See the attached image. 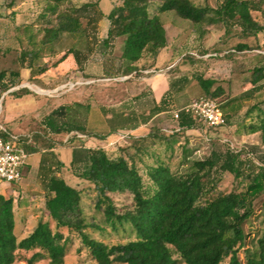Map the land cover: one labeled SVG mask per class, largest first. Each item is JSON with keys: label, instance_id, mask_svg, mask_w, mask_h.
I'll list each match as a JSON object with an SVG mask.
<instances>
[{"label": "trees", "instance_id": "obj_1", "mask_svg": "<svg viewBox=\"0 0 264 264\" xmlns=\"http://www.w3.org/2000/svg\"><path fill=\"white\" fill-rule=\"evenodd\" d=\"M18 1L12 0L13 3ZM263 4L264 0H220L217 6L212 7L197 6L191 0H158L152 10L151 0H122L106 15L109 28L100 41V52L106 56L115 39L123 38L120 53L125 64L123 73L134 81L143 75V70L154 65L146 60L147 57L156 58L168 44L161 14L174 12L189 21L199 40L208 26L214 23L220 24L224 34L229 35L230 29L236 26L240 30L239 36L256 37L264 33V22L258 21L253 12L261 11ZM84 6L94 7V4L86 3ZM42 15L41 45L53 43L64 33L86 30L81 8L72 0H47ZM100 16L105 15L100 12ZM212 47L206 51L217 53ZM248 49L246 43H239L236 47L241 52ZM69 55H73L81 66L82 59L75 48L65 52L55 65L64 62ZM27 56H31V62ZM34 56H37L36 52L22 51L18 57L20 69L10 71V84H3L5 73H0L3 92L24 82L45 87V82L38 76L45 74L46 69L35 72ZM185 58L196 59V56L186 53L182 56ZM23 70L28 71V78L24 77ZM249 70L251 89L237 97L227 93L225 103L220 98L227 91L221 85L215 86L218 80L205 77V73L193 72L172 78L170 89L154 106L152 113L179 111L176 130L202 129L201 122L192 115L182 108L171 107L173 95L189 85L191 80H196L202 95L220 101L225 124H228L231 118L228 112L232 111L228 109L233 108L237 99H250L263 90L264 59ZM18 92V96L32 93L26 87L18 89ZM129 101H124L121 107L128 109ZM256 109L259 121L246 127V131L259 133L264 144V110L260 102L251 105L250 111ZM102 110L105 116L111 114L106 117L108 132L101 136L103 139L116 134L120 127L137 121L132 114L125 115L124 111H115L114 107L111 112L107 111L109 107L103 106ZM92 111L90 103L62 104L48 113L41 125L49 135L67 134L83 141L90 134L100 136L89 130ZM141 116L143 121L146 120ZM163 129L156 127L147 136L119 147L117 156H111L102 146L70 143L67 146L72 150V158L68 164L58 158L55 146L49 144L41 154L38 176L45 191L44 210L50 221H39L27 236L19 239L14 199L0 194V264H14L19 249L33 251L28 264L42 259L48 260V264H64L75 238L80 250H85L94 264H179L175 255L186 264H264V234L255 251H247L244 259L239 255L247 238L244 224L252 217L256 201H260L264 216V164L245 159L244 148L235 149L227 143L221 145L219 137H208L212 148L201 158L192 159L187 141L178 144L182 148V162L190 166L185 172H177L171 162L179 135L173 133L163 137ZM1 134L10 139L6 132ZM30 144L31 141H26L24 146L32 155L37 151ZM62 169L71 170L93 186L95 198L91 189L69 184L60 173ZM224 173L245 182L244 189L216 193ZM124 193L130 194L132 207L120 210L113 196ZM85 197H90L88 205L84 202ZM99 213L102 214L100 221L95 216ZM107 233L129 238L124 242L109 243L102 238Z\"/></svg>", "mask_w": 264, "mask_h": 264}, {"label": "rangeland", "instance_id": "obj_2", "mask_svg": "<svg viewBox=\"0 0 264 264\" xmlns=\"http://www.w3.org/2000/svg\"><path fill=\"white\" fill-rule=\"evenodd\" d=\"M72 1L81 8L86 30L75 34L64 33L53 43L41 45L43 37L41 24L44 20L42 12L47 0H20L15 3L12 0H0V73H5L3 84H10V71L20 69L21 63L18 57L22 51L37 53L32 60L35 72L38 69H46V73L41 76L46 84L45 87L24 82L4 92L0 89V125L11 134L31 139L30 147L37 151L30 155L29 166L23 181L10 183L6 186L7 189L0 187V194L14 199L16 234L19 239L27 236L39 221H50L48 213L44 210L45 191L38 176L42 152L49 144H53L58 158L68 164L72 158V150L67 145L84 142L88 146L106 148L111 156L119 155L118 148L129 145L132 139L126 134L127 131L106 139L101 138L108 132V123L106 118L98 116V112H103V106L109 107L107 111L111 112L110 109L113 106L129 101L137 89L145 87L144 82H132L133 78L129 79V76L123 73L125 64L120 58L123 38L115 39L111 51L106 56L100 52V41L109 28L106 15L115 5L121 4L122 0ZM191 1L197 6L210 5L212 7L220 2V0ZM86 3H93L94 7L85 8ZM157 4L158 0H151V9H155ZM100 12L105 16H100ZM253 15L258 21L264 22V4L261 11H254ZM160 17L167 30L170 50L164 51V54L157 59L158 64L164 66L171 59L170 55L174 54L176 47H179L182 53L184 50H194L196 47L209 48L217 43L212 48L218 53L214 58L220 66L213 75L219 78L218 82L220 78L226 82V95L220 98L222 103H225L227 93L237 97L241 95V92L239 93L241 89L245 88V91L251 89L252 85L248 80L251 74L249 69L264 59V33H259L256 37H241L239 28L234 26L228 35L224 34V29L219 23H214L208 26L201 40L197 38L196 33L189 41L187 40L188 35L193 31L189 21L176 16L174 12L161 14ZM239 43H246L249 49L243 52L237 51L236 47ZM70 48L79 51L82 59L81 66L76 63L73 55H69L64 62L56 66L55 63ZM27 60L31 62V56H27ZM146 60L153 61L151 55ZM27 72V70L23 71L25 78L29 77ZM24 87L30 89L32 93L18 96L20 92L18 89ZM201 95L202 93L192 91L191 99ZM76 101L91 104L93 111L89 115V130L100 136L90 134L81 141L79 137L72 135L47 134L41 125L42 119L54 108ZM258 102L264 110V87L250 99H237L232 105L233 108L228 109V111L232 110L230 125L225 124L217 129H209L202 125L204 129H191L183 133L179 129L176 130L177 119L173 118V113H169L164 118L166 127L162 131L163 137L166 134L177 133L178 142L181 145L185 141L188 142V148L190 152L192 151V159L209 154L212 146L208 137H219L222 141L221 145L227 143L235 149L244 148L246 152L243 157L245 159L249 158L256 163L264 164V144L259 134L246 131V127L259 121L258 110L250 111L251 105ZM181 150V146L177 145L171 162L174 170L180 173L185 172L190 166L189 163L182 162ZM60 173L72 186L91 189L94 195L91 196L95 198L92 191L93 186H90L88 182L78 178L69 169H62ZM244 183L242 180L235 179L232 174L224 173L215 192L241 191L245 187ZM113 198L120 210L132 207V198L128 193L116 194ZM84 202L88 205L90 197H85ZM95 216L99 221L102 219L101 213ZM244 231L247 238L239 252L242 259L245 258L247 251L256 250L258 240L264 234V216L260 201H256L254 213L244 224ZM102 238L109 243H118L126 241L129 237L107 233ZM74 241L76 242L70 247L64 264H94L88 253L83 249L80 250L78 239L75 238ZM32 254L33 251L19 249L14 264H28ZM175 257L179 259V264H186L177 255ZM34 264H48V260H38Z\"/></svg>", "mask_w": 264, "mask_h": 264}, {"label": "crops", "instance_id": "obj_3", "mask_svg": "<svg viewBox=\"0 0 264 264\" xmlns=\"http://www.w3.org/2000/svg\"><path fill=\"white\" fill-rule=\"evenodd\" d=\"M194 34H196V32L191 31L188 35L187 40L194 37ZM203 48L196 47L194 50L189 48L191 50H184L181 53L179 47H176L174 54L170 55L171 59L166 62L165 64L166 66L164 65L165 66L164 67L163 65L157 63V59L164 54V51L170 50L169 41H168L167 46L161 49L158 56L153 59L152 63L154 65L149 69L143 70V75L140 78L134 80L137 83L141 81L144 82L145 87L142 89L136 88L137 91L129 99L130 100L129 108L123 109L121 107L124 101L120 102L118 106H113L115 108V111H124L125 115L132 114V116H135L137 118V121H134L128 126L120 127L116 134H120L122 131H127L126 134L133 141V139L147 136L156 127H162V128L166 127L165 126L166 121L164 120V118L168 116L170 111L162 110L158 113L153 114L152 109L156 104H159L162 101L164 95L170 89V82L172 78H178L182 75H186V74L188 75L193 72L194 73L201 72V73H205V77L208 78L212 77L218 80L219 78L216 77V75H213V73L216 72V70L220 66L218 62L217 63L215 62L216 58H214L215 56H217V53L206 51L208 47L207 48L205 47L204 49ZM202 52H204L205 54L201 55ZM186 53L195 55L196 59H191V58L182 59V56ZM212 67L214 68L212 69ZM41 76L38 77L42 78ZM220 81L217 82L215 86L221 85L225 90H227L225 87L226 82H223L222 78H220ZM245 90L246 89L243 88L241 89V91H239V93L241 92L240 94H242V92ZM192 91H197L198 93H202L196 80H191L189 85L185 86L181 90H178L173 95L171 107L183 108L185 105L191 102L193 99V98L191 99ZM229 113L230 115L232 114V112H228V114ZM99 115L101 116V118L110 117L108 115L105 116L102 112L101 113L98 112V116ZM141 115H143L146 120L143 121ZM229 123L227 125H230ZM184 132L186 131H183V133ZM114 135L115 134H113L112 136ZM178 144L180 143L177 142V145Z\"/></svg>", "mask_w": 264, "mask_h": 264}, {"label": "built area", "instance_id": "obj_4", "mask_svg": "<svg viewBox=\"0 0 264 264\" xmlns=\"http://www.w3.org/2000/svg\"><path fill=\"white\" fill-rule=\"evenodd\" d=\"M181 110L209 129H217L226 123L220 101L205 95L193 99ZM173 115L178 118L179 111H175ZM1 132H6L10 139L2 136ZM26 141L30 142L31 139L11 134L0 125V187L7 189L6 186L10 183L23 181L30 159L24 146Z\"/></svg>", "mask_w": 264, "mask_h": 264}]
</instances>
